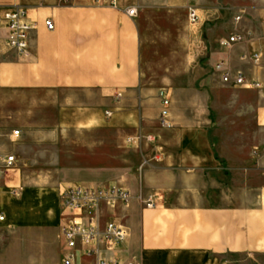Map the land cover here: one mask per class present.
Masks as SVG:
<instances>
[{"label":"crops","instance_id":"1","mask_svg":"<svg viewBox=\"0 0 264 264\" xmlns=\"http://www.w3.org/2000/svg\"><path fill=\"white\" fill-rule=\"evenodd\" d=\"M261 1L220 26L212 0H197L196 25L185 0H0V264L264 256V92L225 85L215 71L224 62L264 85ZM14 6L33 28L27 58L6 44L2 9ZM75 187L129 193L127 206L94 215L100 232L121 226L124 242L68 249L64 229L88 220L62 203Z\"/></svg>","mask_w":264,"mask_h":264},{"label":"built area","instance_id":"2","mask_svg":"<svg viewBox=\"0 0 264 264\" xmlns=\"http://www.w3.org/2000/svg\"><path fill=\"white\" fill-rule=\"evenodd\" d=\"M67 2L68 0H61ZM101 0H98V2ZM108 1L110 6L116 8V0ZM187 2V12L189 21L192 25L200 23L199 7L197 0H185ZM136 10L130 9L126 13L129 17L136 16ZM235 24L242 21V15L236 16ZM2 22L5 27L6 44L7 47L17 52L21 57L27 58L30 50V34L32 26L28 20V12L25 8L20 6L8 7L2 9ZM45 27L49 31L54 30V24L51 20L45 22ZM241 41V37L235 35L228 40H220L219 46L222 49L232 48ZM253 62L256 66L260 63V56L255 54ZM215 71L221 74L222 82L225 85L234 88H245L248 90H257L264 92V85L255 81H248L241 73H233L224 62L217 64ZM159 98L162 100V105L166 108L169 105L168 96L165 91L159 93ZM109 116V113L107 114ZM167 114L164 112L161 115L160 123L163 127H167ZM18 135V133H16ZM149 142H154L153 137L147 138ZM14 157L6 159V169L10 170L14 164ZM61 200L64 207L73 213H84L88 215V220L85 223L77 222L63 231L64 239L67 243L68 249L74 250L78 242L89 243L92 241L103 242L106 241L111 244H120L126 238L124 229L114 223L106 225L102 232L99 231L94 215L98 213L101 206L106 205L110 208H117L119 206H127L131 197L128 192L118 190L116 188L95 189V188H69L62 192ZM149 208L154 207V203L150 202ZM4 218L0 216V222ZM64 264H73L72 258L69 257L64 261ZM97 264H116L113 262L98 261Z\"/></svg>","mask_w":264,"mask_h":264},{"label":"rangeland","instance_id":"3","mask_svg":"<svg viewBox=\"0 0 264 264\" xmlns=\"http://www.w3.org/2000/svg\"><path fill=\"white\" fill-rule=\"evenodd\" d=\"M215 8L220 13L219 25L224 26L232 22L238 11H245V17H249V13L260 8L258 4L261 0H212ZM230 264H264V256L258 257H231Z\"/></svg>","mask_w":264,"mask_h":264}]
</instances>
